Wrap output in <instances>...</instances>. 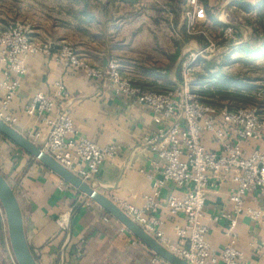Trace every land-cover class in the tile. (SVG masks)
<instances>
[{"label": "crops", "instance_id": "1", "mask_svg": "<svg viewBox=\"0 0 264 264\" xmlns=\"http://www.w3.org/2000/svg\"><path fill=\"white\" fill-rule=\"evenodd\" d=\"M183 0H12L0 13V31L24 24L27 17L30 41L50 47L48 55L24 59L25 74L8 105L16 121L12 128L38 147L48 128L41 118L24 109L36 93L52 95L62 83L66 97L59 107L70 114L79 137L99 147L117 146L118 156L106 160L91 181L93 188L115 205L126 203L141 208L144 197L161 180L164 161L142 141L153 131L166 127L160 115L145 105L118 95L109 81L88 79L82 72L55 61V53L70 46L79 59L95 69L111 62L119 65L122 78L149 92L162 93L181 82L180 67L189 48L203 40H189L182 16ZM203 24L210 32L233 28V37L223 42L219 55L198 61L194 92L208 104L230 111L241 106L261 105V69H264V0H198ZM7 4L5 0H0ZM218 7L219 17L207 15ZM234 11L237 20L228 15ZM1 70V64H0ZM250 75H252L250 77ZM227 89L223 98L215 85ZM210 94L202 96L198 92ZM0 88V102L3 97ZM246 97L249 101L232 97ZM257 109V108H256ZM262 108H258L260 116ZM36 134H40L38 139ZM209 150H217L210 137ZM0 174L12 188L22 214L24 237L37 264H154L156 257L116 219L92 200L66 185L37 160L0 135ZM235 185L229 176H211L202 222L208 229L211 250L219 253L228 243L226 216L233 213L230 201ZM185 189L166 182L156 199L159 207L150 214L169 245H177L175 229L184 225L181 215L166 209L169 196L181 197ZM244 207L261 209L256 193L244 197ZM0 211V264H13L6 221ZM63 220L64 227L60 225ZM236 247L245 264H264L255 255L264 232L247 215L237 218Z\"/></svg>", "mask_w": 264, "mask_h": 264}, {"label": "built area", "instance_id": "2", "mask_svg": "<svg viewBox=\"0 0 264 264\" xmlns=\"http://www.w3.org/2000/svg\"><path fill=\"white\" fill-rule=\"evenodd\" d=\"M181 6L185 33L191 37L201 36L204 46L185 53L180 67L181 82L170 91L149 92L133 85L121 77L116 62L109 63L103 70L92 68L68 45L57 50L55 61L82 72L88 79L109 81L118 95L145 105L167 124L142 141L147 149L164 161L161 180L144 197L141 208L126 203L116 206L147 235L188 264H245L243 253L236 247V218L245 214L264 232V120L260 119L254 107L241 106L230 111L203 102L194 92L197 62L219 55L223 49L219 43L232 39L233 28H223L219 39L207 31L198 32L196 28L203 20L202 6L198 0H183ZM30 33L29 28L19 23L0 31V88L4 92L0 102V121L10 127L16 119L8 105L25 74L24 59L49 54L50 47L30 41ZM65 97L63 84L55 83V92L51 96L36 93L24 111L29 117L41 118L48 128L47 137L39 149L93 188L91 181L100 166L106 160L116 158L119 147H99L79 137L69 112L57 105ZM206 136L210 137L217 150H209L205 146ZM39 137L40 134L35 135L36 139ZM219 175L230 177L235 192L230 198L233 213L225 217L228 243L215 253L207 241L208 229L202 218L209 178ZM166 182L185 189L183 196L166 199L169 215H181L185 221L182 227L175 229L177 245H169L163 232L156 229L157 222L150 216L159 207L156 199ZM248 193L257 194L262 201L261 209L244 207V197ZM85 198L88 203L90 199ZM60 225L64 227L63 220ZM133 240L139 242L134 237ZM255 255L264 262V241L256 247ZM11 260L16 264L13 255ZM152 262L167 264L157 256Z\"/></svg>", "mask_w": 264, "mask_h": 264}, {"label": "water", "instance_id": "3", "mask_svg": "<svg viewBox=\"0 0 264 264\" xmlns=\"http://www.w3.org/2000/svg\"><path fill=\"white\" fill-rule=\"evenodd\" d=\"M0 135L23 152L37 160L46 169L58 176L65 184L92 200L107 214L116 219L141 244L167 264H188L161 246L147 235L136 223L128 218L109 199L72 175L51 157L45 154L29 139L23 137L12 127L0 121ZM0 206L4 213L9 246L16 264H37L24 237L22 214L15 193L0 174Z\"/></svg>", "mask_w": 264, "mask_h": 264}, {"label": "rangeland", "instance_id": "4", "mask_svg": "<svg viewBox=\"0 0 264 264\" xmlns=\"http://www.w3.org/2000/svg\"><path fill=\"white\" fill-rule=\"evenodd\" d=\"M8 1H11L12 2V0H5V2L7 3V4H4V3H2V5H0V13H4L5 12V14L7 13V11H6V9L7 8H5V6L4 5H10L11 4V2L10 3H8ZM251 1V0H250ZM234 11H232L229 15H228V17H230L231 18V20L230 21H232V22H234V21H236L237 20V15H236V13H233ZM206 13H207V15L208 14H210V16H213L214 18H217V17H219V14H220V10L218 9V7H213V8H210V9H208L207 11H206ZM20 19L22 20V22L24 23V24H22L21 23V25H23L24 27H26V28H29L28 27V21L26 20L27 19V17H25V18H23V17H20ZM27 23V24H26ZM231 27V26H230ZM196 30L198 31V32H200V31H203V32H206L207 34H210V35H212L215 39H219L220 38V36H221V32H222V30L221 31H217V32H210V31H208V29H206L205 28V26H204V24H203V22H199V25H198V27L196 28ZM186 34V33H185ZM186 36L188 37V39L190 40H203L202 39V37L201 36H193V37H191V36H188L187 34H186ZM202 44H203V46H204V42L202 41ZM222 43L220 42L219 43V45H221ZM203 46H201L202 48H203ZM196 47H193L192 49H195ZM197 48H199V47H197ZM189 51H191V48H189L187 51H186V53L187 52H189ZM261 73H260V76L262 77V82H261V105H258L257 107H254V108H257V111H258V108H262V110H261V112H260V116L262 117V118H264V69L262 68L261 70ZM194 75H196V73L194 74ZM252 75H250V77H251ZM0 211H2V208H1V206H0ZM3 213V212H2ZM0 218H1V214H0ZM13 263V262H12Z\"/></svg>", "mask_w": 264, "mask_h": 264}, {"label": "trees", "instance_id": "5", "mask_svg": "<svg viewBox=\"0 0 264 264\" xmlns=\"http://www.w3.org/2000/svg\"><path fill=\"white\" fill-rule=\"evenodd\" d=\"M216 90H217V93H221V92H223V91H226V87L225 86H222V85H220V84H217V85H215V87H214ZM198 94H202V96H205V95H207V94H210L209 92H207V91H201V92H198ZM222 94V97L223 98H230L231 97V95L230 94H225V93H221ZM232 97H234V98H236V100H242V101H244V102H247V101H249V99H247L246 97H237L236 95H233Z\"/></svg>", "mask_w": 264, "mask_h": 264}]
</instances>
